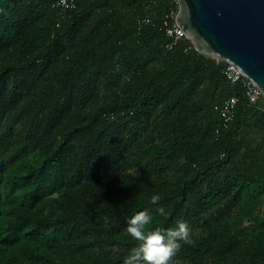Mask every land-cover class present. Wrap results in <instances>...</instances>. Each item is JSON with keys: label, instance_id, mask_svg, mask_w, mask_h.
<instances>
[{"label": "trees", "instance_id": "1", "mask_svg": "<svg viewBox=\"0 0 264 264\" xmlns=\"http://www.w3.org/2000/svg\"><path fill=\"white\" fill-rule=\"evenodd\" d=\"M54 2L0 0V264H124L145 210L188 224L173 264H264V97L166 47L168 0Z\"/></svg>", "mask_w": 264, "mask_h": 264}, {"label": "water", "instance_id": "2", "mask_svg": "<svg viewBox=\"0 0 264 264\" xmlns=\"http://www.w3.org/2000/svg\"><path fill=\"white\" fill-rule=\"evenodd\" d=\"M177 24L193 47L235 64L264 97V0H177Z\"/></svg>", "mask_w": 264, "mask_h": 264}, {"label": "clouds", "instance_id": "3", "mask_svg": "<svg viewBox=\"0 0 264 264\" xmlns=\"http://www.w3.org/2000/svg\"><path fill=\"white\" fill-rule=\"evenodd\" d=\"M144 23H150L145 20ZM162 197L153 194L150 202L158 205ZM156 211L164 215L165 209L158 207ZM152 224V215L147 211H139L132 216L126 227V233L137 244L129 250L124 258V264H173V260L181 249V241L191 244V230L186 222L178 221L174 229L155 228Z\"/></svg>", "mask_w": 264, "mask_h": 264}, {"label": "built area", "instance_id": "4", "mask_svg": "<svg viewBox=\"0 0 264 264\" xmlns=\"http://www.w3.org/2000/svg\"><path fill=\"white\" fill-rule=\"evenodd\" d=\"M54 5L58 9L57 15L63 16L66 9L73 7L74 0H55ZM148 7H151V4L148 5ZM177 11L178 1L168 0L167 13L160 21L162 30L169 38V40L166 42L167 48H172L178 41L182 39H187L190 41L184 30L177 24L175 20ZM145 20L150 21V16L145 15L138 19L137 22L144 23ZM189 43L190 44L186 46L185 51H190L192 42L190 41ZM224 62L225 64L222 72L226 80L230 84L240 83L247 103L249 105H256L259 101V98L263 96L260 89L251 80L244 76L241 70L235 64L227 61ZM238 101L239 96L232 94L215 106L224 124L232 119L233 112Z\"/></svg>", "mask_w": 264, "mask_h": 264}, {"label": "rangeland", "instance_id": "5", "mask_svg": "<svg viewBox=\"0 0 264 264\" xmlns=\"http://www.w3.org/2000/svg\"><path fill=\"white\" fill-rule=\"evenodd\" d=\"M247 141L241 140L240 146L237 150V152L235 153V155L233 156V162H235L237 165L241 164L244 159L246 158L245 155V145H246Z\"/></svg>", "mask_w": 264, "mask_h": 264}, {"label": "bare ground", "instance_id": "6", "mask_svg": "<svg viewBox=\"0 0 264 264\" xmlns=\"http://www.w3.org/2000/svg\"><path fill=\"white\" fill-rule=\"evenodd\" d=\"M51 227H52V225H51Z\"/></svg>", "mask_w": 264, "mask_h": 264}]
</instances>
